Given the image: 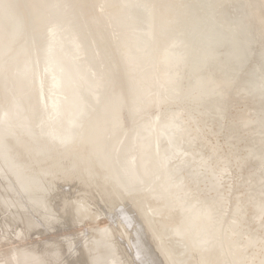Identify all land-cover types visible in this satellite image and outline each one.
Listing matches in <instances>:
<instances>
[{
  "label": "bare ground",
  "instance_id": "6f19581e",
  "mask_svg": "<svg viewBox=\"0 0 264 264\" xmlns=\"http://www.w3.org/2000/svg\"><path fill=\"white\" fill-rule=\"evenodd\" d=\"M219 1L0 0V264H264V0Z\"/></svg>",
  "mask_w": 264,
  "mask_h": 264
},
{
  "label": "rangeland",
  "instance_id": "374dc122",
  "mask_svg": "<svg viewBox=\"0 0 264 264\" xmlns=\"http://www.w3.org/2000/svg\"><path fill=\"white\" fill-rule=\"evenodd\" d=\"M219 2H220V5H219ZM219 2H218L217 10L224 11V9H225V8H224V0H221V1H219ZM220 6H221V7H220ZM219 7H220L221 9H220ZM218 8H219V9H218ZM222 8H223V9H222ZM248 62H249V61H248ZM247 64H249L250 66L252 65V64H251V61H250L249 63H247ZM63 97H64V96H63ZM214 138H215V140H214ZM214 138L212 139V140H214V141H216L217 139H218L217 141L222 140V136H218V138H217V137H214ZM244 150H246V146H245V147L242 146L241 152H243ZM233 169H234L233 167L230 168V173H231V172H232V173H231V175H230L231 178H230V177H229V178L231 179V181H230V179H229V180H225V181H226V182H225V186H227V187H230V186H231V188L234 190V191H233L234 194L232 193V194L229 195L230 201L233 200L234 195L237 196V194H238V197H241V196L245 197L246 195H249V194L251 193V190L248 189V187L245 189V186H243V185L241 186V184H242V183H241V182H242L241 180H242V177H243V176H240V178H239V176H237V177L235 176L236 178H233V177H234V174H233V171H232ZM232 176H233V177H232ZM251 177L254 179L253 176H251ZM238 179H240V180H238ZM236 180H238L239 182H238V181H237V182H234V181H236ZM228 182H230V183H229L230 186H228V185H229ZM226 183H227L228 185H226ZM233 183H234V184H233ZM235 183H237V184L235 185ZM234 185H235V186H234ZM237 187H238V188H237ZM242 187H243V188H242ZM236 189H237V190H236ZM239 190H240V191H239ZM248 190H249V192L247 193ZM238 192H239V193H238ZM232 195H233V197H232ZM99 218L102 219V220H100ZM104 218H105V217H103V218H101V217H97V218H95V220L90 221V222H91L90 225H89V224H85L84 222L82 223V225H81V223H80L79 225L81 226V228H80V226H77V227L74 229V232H81V231H83L84 229H88L90 226H91V227L93 226L94 228H95V227H96V228H102V225H103V226L106 225V224H104V222L106 221V220H105L106 218H105V219H104ZM98 219H99V220H98ZM97 221H99V222H97ZM85 222H86V221H85ZM105 223H107V222H105ZM20 224H22V223H19L17 226H20V227H21L22 225H20ZM97 224H98V225H97ZM84 225H85V226H84ZM14 227H16V226L14 225ZM14 227L12 226L13 230H12V228H11V229H8V231H9V230L12 231V232L15 231V228H14ZM82 227H83V228H82ZM87 227H88V228H87ZM9 228H10V227H9ZM78 229H79V230H78ZM81 229H83V230H81ZM76 230H77V231H76ZM0 231H1V228H0ZM12 232H11V233L8 232V233L10 234V235L8 234V236H10V238H8L9 241H7V238H6V240H5V241H6L5 243H7V242L9 243V245H6V246H5L6 249L9 248V246H10V244H11V241L14 242V240L16 239V238L13 237V233H12ZM34 234H35V233H34ZM34 234L32 233V239H33V240H34V239H36V240H37V239H38V240H41V239H39L40 237H37L38 235L36 236V234H35V235H34ZM81 234H82V232H81ZM33 235H34V236H33ZM43 235H44V234H42V236H43ZM46 235H47V234H46ZM46 235H45V236H46ZM8 236L6 235V237H8ZM28 236H29L30 239H31V236H30V235H28ZM28 236H27V237H28ZM35 236H36V237H35ZM12 237H13V239H11ZM16 237L18 238V236H16ZM34 237H35V238H34ZM28 239H29V238H28ZM3 240H4V239H3ZM31 241H32V240H31ZM8 243H7V244H8ZM110 260H111L110 258L107 259V261H110Z\"/></svg>",
  "mask_w": 264,
  "mask_h": 264
},
{
  "label": "water",
  "instance_id": "95a60500",
  "mask_svg": "<svg viewBox=\"0 0 264 264\" xmlns=\"http://www.w3.org/2000/svg\"><path fill=\"white\" fill-rule=\"evenodd\" d=\"M136 10L135 11H140V10H138V9H141L142 10V12H143V14H144V10L142 9V7H141V5H137V8H135ZM141 19H144V15H141ZM15 28L16 29H19V24L18 23H16L15 24ZM228 29H226V28H224V29H221V31H222V33L225 35V41L226 42H228L229 43V38H230V35L228 34V31H227ZM53 33H55V35L57 36H60V33H59V31H58V29L56 28H54L53 29ZM57 36V37H58ZM261 39L263 40L264 39V35H262V37H260V38H258L257 39V41L255 42V44H254V46L257 44V42H259V41H261ZM174 45H173V50H174V52L176 51V50H178V47L180 46V45H185V40L184 39H182V38H175V40H174V43H173ZM48 51H50L51 52V48H48ZM52 51H53V49H52ZM54 61V58H51L50 60H49V62H53ZM245 62H247L246 60L245 61H243V63L242 64H245ZM178 64H181V62H179ZM205 66V65H204ZM203 66V67H204ZM64 67H61V68H59V73H58V78H57V83H59V85H61V83L63 84L64 83V81H65V79H64ZM42 79L44 80V75H42ZM221 93H223V92H221ZM224 94V93H223ZM106 208V207H105ZM110 213H108V215H109ZM207 232V231H206ZM214 232V231H213ZM215 234L216 233H214V237L216 238L217 237V235L215 236ZM202 236H200V237H198L197 236V238H201ZM218 237H219V235H218ZM202 238H204V237H202ZM201 238V239H202ZM219 239H221V237H219ZM130 263H131V260H130Z\"/></svg>",
  "mask_w": 264,
  "mask_h": 264
}]
</instances>
